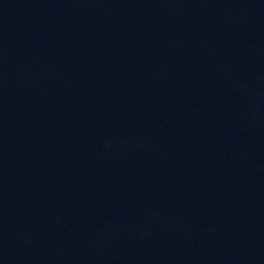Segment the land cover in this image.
I'll list each match as a JSON object with an SVG mask.
<instances>
[{"label": "water", "instance_id": "water-1", "mask_svg": "<svg viewBox=\"0 0 264 264\" xmlns=\"http://www.w3.org/2000/svg\"><path fill=\"white\" fill-rule=\"evenodd\" d=\"M0 264H264V0H0Z\"/></svg>", "mask_w": 264, "mask_h": 264}]
</instances>
